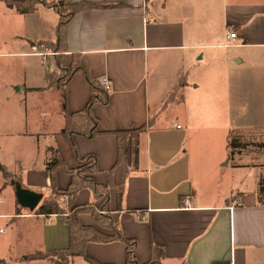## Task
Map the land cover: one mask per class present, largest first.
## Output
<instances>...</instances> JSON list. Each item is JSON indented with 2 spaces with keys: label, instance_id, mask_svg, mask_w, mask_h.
<instances>
[{
  "label": "crops",
  "instance_id": "0c3cea01",
  "mask_svg": "<svg viewBox=\"0 0 264 264\" xmlns=\"http://www.w3.org/2000/svg\"><path fill=\"white\" fill-rule=\"evenodd\" d=\"M71 1L95 6L73 15L65 51L58 52L48 45L57 39L60 19L52 6L20 13L0 0V75L6 63L7 71L15 69L5 71L9 81L0 84V164L8 171L4 177L0 170V220L9 228L8 241L32 245L35 250L23 255L70 243L60 214L35 213L16 197L18 182L40 193V203L51 194L46 163L53 147L66 165L55 171L63 190L69 169L95 157L91 175L107 187L108 198L84 187L72 206L104 203L124 236L137 241L140 264L156 257L162 264H264V170L256 154L246 161L242 148L230 155L228 145L232 132L243 143V131H256L264 148V116L238 123L230 99L232 76L264 89V0ZM232 31L234 39L228 38ZM35 43L55 54L45 62L33 53ZM35 57L48 67L41 70ZM60 65L75 67L64 82ZM195 72L198 83L188 81ZM89 78L108 94L106 103L93 104L98 132L61 134L63 92L70 113L85 109L94 95ZM191 87L195 101L189 103ZM141 128L136 162L130 134L126 165L117 163L114 132ZM80 221L112 232L91 212L81 213ZM126 249L120 240L91 241L86 254L99 263L126 264ZM23 255L20 264H51ZM69 264L91 263L73 256Z\"/></svg>",
  "mask_w": 264,
  "mask_h": 264
},
{
  "label": "trees",
  "instance_id": "16d2710c",
  "mask_svg": "<svg viewBox=\"0 0 264 264\" xmlns=\"http://www.w3.org/2000/svg\"><path fill=\"white\" fill-rule=\"evenodd\" d=\"M10 7H15L20 13H29L34 10L38 4H48L52 6L60 15L59 22L57 24V39L53 43H49L54 51H65L66 45V34H67V24L70 19L77 13V11L87 8H92L95 6L94 3H89L87 1H81L74 3L71 0H6ZM45 44V43H44ZM43 44V46H45ZM47 45V44H46ZM62 75L59 76L61 81H65L69 78L71 73L75 70V67L71 68L67 65H60ZM69 68V70H67ZM91 86L94 90V95L89 101V105L78 112L70 113L67 109L66 104V90L63 92L62 97V113L65 119V125L60 131L61 134H66L72 137L74 134H84L88 137L96 136L98 132L99 118L93 113V104L96 100L103 101L104 103L108 100V94L105 90H102L100 83L97 80L89 78ZM107 91V90H106ZM108 92V91H107ZM142 130H126V131H115L118 137V148L119 156L117 163H123L126 165L125 158L127 154V140L128 136L131 134L132 139V152L135 156V162L138 157V135ZM229 147L230 155H233L238 148H242L244 145L242 143L241 135L232 134L229 137ZM50 157L46 163L47 172L51 181L52 192L51 195L44 197L42 202L34 209L33 212L52 215L53 213L60 214L64 222L69 226V245L63 249H57L53 251H42L38 250L34 253H29L23 255V258L27 261H36L38 259L48 260L51 264H69L73 256H82L91 264H103L99 263L92 257L86 254V246L89 242H111L114 240H120L127 244L126 264H140L137 255H135L137 241L130 238H126L116 222H113L111 215L104 210V203L95 206L94 203L84 204L83 206L73 205L75 199L77 198V193L84 187L92 189L95 193H100L106 195L108 198L107 187L100 185L96 182L92 173L97 170V164L95 163V157L90 156L86 158H81L79 161L80 166L76 169H69L71 173V182L67 189H61L55 179V171L59 166H64V161L61 158L59 151L53 147H50ZM90 159V160H89ZM0 170L4 177L8 176V171L6 167L0 164ZM260 193L264 192V181L260 183L259 186ZM66 199V205H63V200ZM91 212L95 215L96 219L104 226L112 230V232H105L102 229H98L93 225L82 224L80 221V214L83 212ZM145 264H162L159 258H154Z\"/></svg>",
  "mask_w": 264,
  "mask_h": 264
},
{
  "label": "rangeland",
  "instance_id": "374dc122",
  "mask_svg": "<svg viewBox=\"0 0 264 264\" xmlns=\"http://www.w3.org/2000/svg\"><path fill=\"white\" fill-rule=\"evenodd\" d=\"M1 19H4V17H1ZM2 21H4V25L7 26L8 22L6 20ZM24 44L26 46H29L30 49L31 44L28 39H26V42ZM34 59H36L38 62L40 61L39 67L42 68L41 70H45L48 67L41 61L40 57H35ZM4 67L7 68L8 64H4ZM6 68H3L2 75H0V84L9 81L8 76L6 75V73H4L5 71H7ZM7 72L14 73V67H9V70ZM60 75H62V73H60ZM188 81H195L196 83H198V72H195L192 76H189ZM231 81L235 84L232 85L230 90L231 113L234 114L237 122L240 123L244 120L249 119L262 121V118L264 116V89L260 90L256 83H239V81H237V78L234 76H232ZM191 89L193 88H190L188 94L189 103L195 101L194 94H192ZM196 93H199V91H196ZM243 132H245L247 136L243 138L244 146L241 149L242 159L248 161L250 160L251 156L256 154L255 162L257 166L261 167L262 170H264V158L262 157L264 148L259 145L262 144V136L259 132L256 131ZM255 144H258L259 146H255ZM1 177H3L2 174ZM7 180L10 181L11 178H7ZM2 221L3 219L0 220V227L3 228V230H5L6 232L0 231V260L6 259L7 261H13L15 264H20V261L17 257L23 255L24 253L32 252L35 249L32 247V245H24V243L19 244L18 247L14 246V244L11 245V241H8V235L10 233L9 228H6V226L3 225Z\"/></svg>",
  "mask_w": 264,
  "mask_h": 264
},
{
  "label": "water",
  "instance_id": "95a60500",
  "mask_svg": "<svg viewBox=\"0 0 264 264\" xmlns=\"http://www.w3.org/2000/svg\"><path fill=\"white\" fill-rule=\"evenodd\" d=\"M16 197H18V202L20 205L34 210L42 199L40 193H35L29 189L24 188L19 182L16 186Z\"/></svg>",
  "mask_w": 264,
  "mask_h": 264
},
{
  "label": "built area",
  "instance_id": "2783aa9c",
  "mask_svg": "<svg viewBox=\"0 0 264 264\" xmlns=\"http://www.w3.org/2000/svg\"><path fill=\"white\" fill-rule=\"evenodd\" d=\"M236 36V32L232 31L231 34L228 36V38H232L234 39V37ZM32 49H33V53L37 54L38 56H40L41 58H43V60L46 62L48 60V54H55V52L53 51H48L47 48H43L42 46H40L39 44L35 43L32 45ZM102 84L104 85V87H106L107 89H110V84H109V79L108 77H103L101 79Z\"/></svg>",
  "mask_w": 264,
  "mask_h": 264
}]
</instances>
